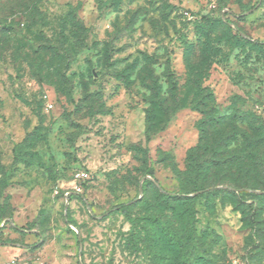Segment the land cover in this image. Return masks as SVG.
Here are the masks:
<instances>
[{"label":"rangeland","instance_id":"374dc122","mask_svg":"<svg viewBox=\"0 0 264 264\" xmlns=\"http://www.w3.org/2000/svg\"><path fill=\"white\" fill-rule=\"evenodd\" d=\"M163 193L264 264V0H0V264H173Z\"/></svg>","mask_w":264,"mask_h":264},{"label":"trees","instance_id":"16d2710c","mask_svg":"<svg viewBox=\"0 0 264 264\" xmlns=\"http://www.w3.org/2000/svg\"><path fill=\"white\" fill-rule=\"evenodd\" d=\"M147 175L152 180L154 179L153 171H148ZM150 184V180H145L143 185H141L142 191ZM161 196L165 202H169L170 200L180 202L185 208H182L179 213V217L182 221L179 231L171 227L159 228L156 226L158 225V221H156L155 218H153V220L151 219L154 223V228L147 233L150 235L152 243H154V249L159 247V242L161 240L163 244L162 253L172 258L173 264H212L211 258L205 250V241L196 236L194 228L195 210L192 202L198 196L191 197L190 199H185L186 195L181 196L174 193H163ZM127 208L128 205L122 204L118 206L116 210L125 215L133 227L137 222L136 219L129 214Z\"/></svg>","mask_w":264,"mask_h":264},{"label":"water","instance_id":"95a60500","mask_svg":"<svg viewBox=\"0 0 264 264\" xmlns=\"http://www.w3.org/2000/svg\"><path fill=\"white\" fill-rule=\"evenodd\" d=\"M150 180H152V179H150ZM141 191H142V187L140 186V187H139V192H141Z\"/></svg>","mask_w":264,"mask_h":264}]
</instances>
